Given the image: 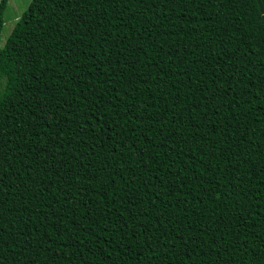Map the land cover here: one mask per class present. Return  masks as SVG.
Returning a JSON list of instances; mask_svg holds the SVG:
<instances>
[{"label": "trees", "instance_id": "obj_1", "mask_svg": "<svg viewBox=\"0 0 264 264\" xmlns=\"http://www.w3.org/2000/svg\"><path fill=\"white\" fill-rule=\"evenodd\" d=\"M8 1L0 264H264V0Z\"/></svg>", "mask_w": 264, "mask_h": 264}, {"label": "crops", "instance_id": "obj_2", "mask_svg": "<svg viewBox=\"0 0 264 264\" xmlns=\"http://www.w3.org/2000/svg\"><path fill=\"white\" fill-rule=\"evenodd\" d=\"M9 9H11L12 12H15V14H13V17L10 16L8 19L4 18V26H3V28H5V26L7 24L12 23L13 19L15 20V23H16L17 20L19 19V17L21 16V14H22V13L20 14V13H17V12H23L24 7L20 6L19 0H9L5 12H7ZM5 12H4V14H5ZM18 14H19V17H17ZM15 23H13L12 25L10 24L11 25L10 32L12 31ZM1 43H2V40H1Z\"/></svg>", "mask_w": 264, "mask_h": 264}, {"label": "rangeland", "instance_id": "obj_3", "mask_svg": "<svg viewBox=\"0 0 264 264\" xmlns=\"http://www.w3.org/2000/svg\"><path fill=\"white\" fill-rule=\"evenodd\" d=\"M30 0H19V4L21 7H24V10L23 12L26 10L28 4H29ZM23 12H17V13H23ZM16 13V14H17ZM13 14H15V12H12L11 9H9L7 12H5L4 14V18L8 19L10 16L13 17ZM19 17V14L18 16ZM15 23V20L13 19L12 23H9L5 26V28L2 29V32H1V40H2V44H4V42L6 41L9 33H10V29H11V25ZM11 24V25H10Z\"/></svg>", "mask_w": 264, "mask_h": 264}]
</instances>
